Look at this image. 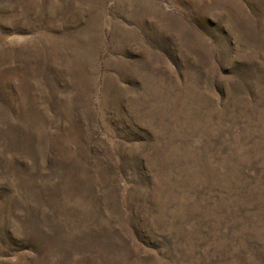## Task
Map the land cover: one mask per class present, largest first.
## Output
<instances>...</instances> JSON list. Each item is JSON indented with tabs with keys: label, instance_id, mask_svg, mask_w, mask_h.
<instances>
[{
	"label": "rangeland",
	"instance_id": "374dc122",
	"mask_svg": "<svg viewBox=\"0 0 264 264\" xmlns=\"http://www.w3.org/2000/svg\"><path fill=\"white\" fill-rule=\"evenodd\" d=\"M0 264H264V0H0Z\"/></svg>",
	"mask_w": 264,
	"mask_h": 264
}]
</instances>
